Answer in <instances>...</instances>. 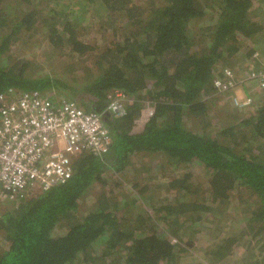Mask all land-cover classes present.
Wrapping results in <instances>:
<instances>
[{"label": "trees", "instance_id": "trees-1", "mask_svg": "<svg viewBox=\"0 0 264 264\" xmlns=\"http://www.w3.org/2000/svg\"><path fill=\"white\" fill-rule=\"evenodd\" d=\"M6 1L0 95L63 94L100 113L113 142L104 155L75 158L70 181L3 199L13 205L0 214V264H231L235 256L236 264H264V90L249 112L234 103L238 90L254 98L249 82L231 90L215 83L229 67L241 79L236 63L255 52L264 59V0H18L28 5L11 11ZM116 90L130 97L121 118L106 112ZM149 155L159 168L186 171L158 184L175 196L156 199L139 181L127 190L144 166L137 157ZM194 164L205 179L193 177ZM132 171L139 176L130 179ZM238 188L249 204L224 230L217 208ZM144 193L148 206L137 198Z\"/></svg>", "mask_w": 264, "mask_h": 264}, {"label": "built area", "instance_id": "built-area-1", "mask_svg": "<svg viewBox=\"0 0 264 264\" xmlns=\"http://www.w3.org/2000/svg\"><path fill=\"white\" fill-rule=\"evenodd\" d=\"M259 57V52L252 56ZM252 60V61H253ZM248 72L253 90H264V59ZM221 89L231 90L238 83L236 74L224 69L223 78H215ZM238 90V89H237ZM130 97L116 90L106 112L123 117ZM234 103L250 107V94L238 96ZM111 131L102 115L88 112L78 103L51 98L40 91L11 90L0 95V200L19 201L31 191L46 192L64 184L74 175V160L85 152L101 156L109 152Z\"/></svg>", "mask_w": 264, "mask_h": 264}, {"label": "rangeland", "instance_id": "rangeland-1", "mask_svg": "<svg viewBox=\"0 0 264 264\" xmlns=\"http://www.w3.org/2000/svg\"><path fill=\"white\" fill-rule=\"evenodd\" d=\"M17 1L7 0L6 1V5H5V9L7 11H11V10L16 9L17 6H19V7L22 6V9H23V7L25 9L26 8L25 5H28V4H22L21 5L22 2L21 1L20 2L18 1L17 2ZM99 18H100V16H99ZM208 23H209V21H206L203 24L205 25V24H208ZM250 45H252V44H250ZM24 47H27V48H25V50H26V52H29L30 53V50H31L30 47L31 46H29V48H28V46L25 45ZM37 48L39 50V47H37ZM238 56H240V53L238 54ZM234 63H235V60H234ZM239 65H241V66H239ZM47 66H49V65H47ZM215 66H216V70H219V68H221L222 66L224 67V65L221 62L217 63ZM226 67H228V66H226ZM250 67H251V65H250L249 61H247V59H245L241 64H237L236 63V68H241V70L239 71V73L241 74V76H240L241 79H239V81L241 83H245V80L247 81L248 71H249V68ZM60 73L61 72H59V74H56V75H60ZM249 86H250V84H249ZM249 91H250V93L253 92V91H254V93L256 92L255 94H253V96H254V98L252 97L253 98V101L254 100L257 101L259 98L262 97V94H261L262 91H259V89L253 90L252 88H249ZM58 93L59 92H57L56 94H58ZM237 94H238V96H243L244 92L242 90H238L237 91ZM58 96L60 97L61 100L63 99V97H62L63 94H59ZM256 101L254 102L255 104H253L252 106H250L251 108H249V112H254L253 109L258 108L259 104ZM258 101H260V100H258ZM224 102H226L225 99H224ZM222 108H223V104H222V102H221V100L219 98L218 101H217V103H216V106L213 108V111H212L213 113L212 114L214 115V113L218 112V117H219L220 110ZM225 112H227L226 109H225ZM223 115H225V114H223ZM246 118H248V116H243L241 119H246ZM216 119L218 121H214L213 122V125L214 126H215L216 123L219 124L220 122L224 121L223 120L224 119L223 116L220 117V118H216ZM227 120H228V118L225 119V121H227ZM240 120H238V121H240ZM236 122L233 121L232 123H234L235 125H237ZM242 127H244V126H242ZM135 163H138L137 165H139V166H141V165L147 166L145 164L150 163L151 164V166H150L151 168H152V163H153V165H155V168H153L152 170H150L149 168L143 169L144 166L140 167V176L139 175H136V173L134 171H132L131 173H128L127 176H129L130 179L133 178V177H136V176H139L140 179L138 177H137L138 180H136V181H134V180L131 179L132 181L129 180L124 185L126 186L127 190H130V193H132L131 192V189H132V185L134 184V182H138L139 181L140 183H143V184L146 183V184H148L149 188L151 187V190L150 191H153V194L156 196L155 197L156 199H157V197L160 198V197H163V196L165 197V196H168V195L175 196V195H173L174 193L172 194L171 192L167 191L165 187H163V186L161 187L158 184H160L162 182H166L168 179H170L169 177L179 176L182 173H186V171H183L182 169H179V168L172 169V170L170 168H168V169L167 168H165V169L164 168H159V167H161L162 164H161L160 160L156 156H153V155H149L147 157L138 156L137 159H136V161H135ZM157 168H159V170H157ZM190 169H191V171L193 173V177L195 179L196 178H199V177H201L202 179H205L206 173H205L204 169L202 168V166H200L198 164L197 165L194 164V165H192V167ZM152 176H153V178H150ZM132 182H133V184H132ZM140 188L141 187L134 189V192H137L138 193V191H139ZM152 188H153V190H152ZM235 192H238V193L235 196H232V198H230L227 202H225L224 204H221L217 208L218 209V215L216 217L219 218V227H222L224 230H232V228L230 229V226L227 227V224H230V223H233L235 225L238 224V221L241 218L242 213L247 208V205L246 204H249V202L246 203V201L242 203L240 201L241 198L239 197V194L242 192L243 195H244L243 196V199L249 198V194H248L249 191H247L246 189L244 190L242 188H238V190L235 191ZM237 195H238V197H237ZM137 198H138V200H140L141 202H143L147 206L151 204L149 202L150 201L149 198L146 197V194L145 193L143 195L138 194L137 195ZM253 201L254 200L252 198L250 200V203L253 202ZM12 205H13V203L5 202V200H3V201L0 200V214H2V212L4 210H7L10 207H12ZM213 216L210 215L209 213L208 214H205V218L208 219V220L211 219V218H214ZM211 221L212 220H210L209 223L212 226ZM207 237H208L207 234L204 233L196 241L197 249L198 248L200 250L203 249V247L205 245V242H207L206 244H208ZM0 246L1 247H5L6 246L5 241H3L1 238H0ZM195 252L196 251L194 250L193 251V254H195ZM237 260H238V257L235 256L234 257V260L231 262V264H236ZM108 262H111V259L108 260Z\"/></svg>", "mask_w": 264, "mask_h": 264}]
</instances>
